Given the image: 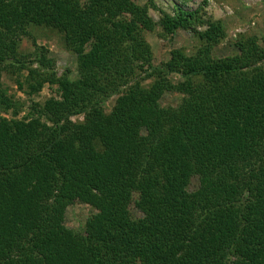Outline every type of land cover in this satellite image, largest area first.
Returning <instances> with one entry per match:
<instances>
[{
	"label": "trees",
	"instance_id": "1",
	"mask_svg": "<svg viewBox=\"0 0 264 264\" xmlns=\"http://www.w3.org/2000/svg\"><path fill=\"white\" fill-rule=\"evenodd\" d=\"M80 1L0 0V264H264V47L239 40L238 55L218 59L222 23L199 9L156 23L133 0ZM32 26L63 35L77 79L44 47L21 54ZM157 26L204 44L158 67L144 36ZM10 65L27 73L28 97L46 85L56 97L19 118L2 91ZM169 92L182 104L160 109ZM78 202L97 211L84 234L65 226Z\"/></svg>",
	"mask_w": 264,
	"mask_h": 264
},
{
	"label": "rangeland",
	"instance_id": "2",
	"mask_svg": "<svg viewBox=\"0 0 264 264\" xmlns=\"http://www.w3.org/2000/svg\"><path fill=\"white\" fill-rule=\"evenodd\" d=\"M134 3L148 9L149 16L158 23L163 14L175 15L179 8L184 11L201 10V15L206 20L220 21L223 26L224 36L219 44L214 47V56L218 59L233 57L239 54L236 44L239 40L256 38L264 47V0H133ZM80 4H91V0H81ZM207 25H199L196 31L205 32ZM29 35L22 37L20 52L30 58L37 47H44L49 51V57L56 63V71L62 76L66 71L72 79L78 77V58L74 52L67 49L63 35L58 31L45 27L28 28ZM144 36L150 44L153 52L154 64L163 67L170 59L173 50L181 49L188 55L194 54L203 46L201 38L193 30L180 29L172 35L164 33L160 26L154 31H144ZM24 56V57H25ZM25 57V58H26ZM17 66V65H15ZM36 66V65H35ZM18 67L8 66L2 74V91L11 98H15L21 105L19 118L25 116L33 103L43 105L46 100L56 97V86L46 85L40 94L28 97L19 89L17 81H22L27 74L19 73ZM171 82L175 85L181 81L179 75H172ZM147 81L145 84H148ZM184 95L177 92H169L159 102L160 109H177L183 102ZM116 98H112L105 104V110L109 113L115 105ZM14 114L12 108L9 112H3V116L11 118ZM84 117H74V122H83ZM199 188L198 177L190 179V191L195 192ZM132 214L136 218L144 216L138 196H135L130 206ZM97 211L86 203H76L70 206L65 215V226L74 232L85 233L87 220Z\"/></svg>",
	"mask_w": 264,
	"mask_h": 264
}]
</instances>
